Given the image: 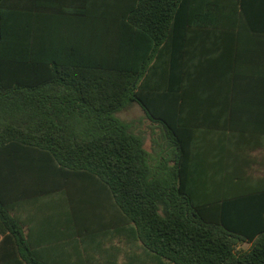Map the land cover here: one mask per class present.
I'll list each match as a JSON object with an SVG mask.
<instances>
[{
	"label": "trees",
	"instance_id": "16d2710c",
	"mask_svg": "<svg viewBox=\"0 0 264 264\" xmlns=\"http://www.w3.org/2000/svg\"><path fill=\"white\" fill-rule=\"evenodd\" d=\"M191 1L0 0V165L71 182L76 223L84 188L104 193L157 264H264V182L236 171L216 185L210 167H191L193 131L148 88L158 35L178 32ZM133 104L161 129L154 152L137 122L118 116ZM11 211L0 187L1 246L46 264Z\"/></svg>",
	"mask_w": 264,
	"mask_h": 264
},
{
	"label": "crops",
	"instance_id": "0c3cea01",
	"mask_svg": "<svg viewBox=\"0 0 264 264\" xmlns=\"http://www.w3.org/2000/svg\"><path fill=\"white\" fill-rule=\"evenodd\" d=\"M136 42L139 50L141 40ZM157 42L148 88L162 92L158 105L165 112L174 106L183 126L193 131L191 167H210L211 183L216 185L234 183L225 179L236 171L246 184L263 183L264 0L186 2L180 8L178 32L158 35ZM155 44L156 37L148 39L151 52ZM175 88L179 98L168 100L165 94ZM136 122L146 135L145 148L154 152L159 125L145 113ZM0 167L2 197L35 255L46 264H157L137 227L121 223L104 193L84 188L76 223L71 182L60 188L58 179L45 178L36 168L17 173L11 163ZM102 218L105 223H98ZM2 239L0 235V264H26L14 251L15 244L1 246Z\"/></svg>",
	"mask_w": 264,
	"mask_h": 264
},
{
	"label": "rangeland",
	"instance_id": "374dc122",
	"mask_svg": "<svg viewBox=\"0 0 264 264\" xmlns=\"http://www.w3.org/2000/svg\"><path fill=\"white\" fill-rule=\"evenodd\" d=\"M143 111L141 109H139V107H130L122 112H120L118 114V116L120 118H122L123 120L126 121H138V118L143 117ZM140 122H143L142 120H139ZM139 122V123H140ZM144 127L146 128L147 125H144ZM150 147V142H147V148L149 149ZM249 244H244L243 247L244 248H249Z\"/></svg>",
	"mask_w": 264,
	"mask_h": 264
}]
</instances>
